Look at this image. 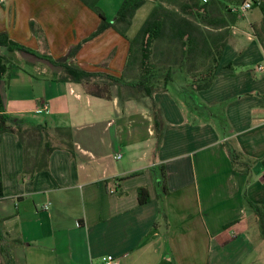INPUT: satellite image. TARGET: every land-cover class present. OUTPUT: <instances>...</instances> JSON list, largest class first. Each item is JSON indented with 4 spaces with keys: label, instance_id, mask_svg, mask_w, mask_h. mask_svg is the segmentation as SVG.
<instances>
[{
    "label": "crops",
    "instance_id": "crops-1",
    "mask_svg": "<svg viewBox=\"0 0 264 264\" xmlns=\"http://www.w3.org/2000/svg\"><path fill=\"white\" fill-rule=\"evenodd\" d=\"M123 1L111 19L101 8L109 22ZM229 1L217 0L209 9L216 28L200 24L202 48L224 44L211 87L198 93L209 107L226 104L224 129L217 119L190 120L181 88L190 86L192 74L206 72L214 56L207 60L199 52L192 58L178 44L179 32L156 43L150 63L154 87L164 88L169 74L168 92L152 99L133 89L142 76V51L129 66V41L159 0L142 6L147 11L140 23L142 7L137 10L127 38L108 29L77 54L75 66L85 72L117 78L126 72L122 84L110 89L60 83L59 67L0 46L11 65L0 86L5 112L25 126L70 128L75 148L73 156L59 146L48 169L29 179L23 178L19 138L0 136V250L9 251L14 264H104L107 258L119 264H264V240L246 204L264 205L263 10L256 6L237 16L226 11L233 7ZM162 5L180 13L190 4ZM31 22L43 31L46 47L32 34ZM100 24L80 0L0 4V33L53 60L66 57ZM153 102L160 111V141ZM228 145L239 155L236 163ZM159 166L168 189L161 200L151 173ZM142 187L151 198L146 205L138 200Z\"/></svg>",
    "mask_w": 264,
    "mask_h": 264
},
{
    "label": "trees",
    "instance_id": "trees-1",
    "mask_svg": "<svg viewBox=\"0 0 264 264\" xmlns=\"http://www.w3.org/2000/svg\"><path fill=\"white\" fill-rule=\"evenodd\" d=\"M89 9L95 12L101 19V24L97 31L92 34L88 39L72 48L66 57L60 60H53L50 55L43 53L40 54L30 48H27L21 44H18L11 40L7 33H0V46L5 47L9 52H22L35 56L41 60L47 61L53 66L61 69V76L58 80L60 83H74L77 85L91 86L99 89V86H107L111 88L113 86H120L123 81V77H114L105 74H93L85 72L75 66L76 56L81 50L82 46L103 34L108 29H114L124 38L126 37V29L131 25L135 13L140 9L148 0H124L119 8L116 19L113 22H109L102 10L97 6L100 0H80ZM159 6H156L151 12L149 17L144 22L137 36L129 41V54L128 61L129 66L132 59L136 56V51L140 49L142 51V59L140 60V70L142 76L139 77L137 83L133 86V89L137 94H141L145 97L153 96L158 92H168L167 80L169 74L164 75V88L159 89L154 87V81L157 78V74L152 72L150 63L152 61L153 49L156 47V43L162 41L165 35L169 32H179L178 44L182 50H187V53L194 58L199 52H202L208 60V55H212L209 69L202 74H192L190 77V86L181 88L182 95L186 101L189 114L191 115L192 122L193 117H198L203 120L217 119L224 129L227 120L225 117L226 104H220L217 107H209L204 104L198 93L200 91L207 90L211 87L215 79V69L218 66L220 55L222 53L223 45L213 44L212 49L207 46L202 48V42L200 38L201 25H206L210 28H216L218 23L210 16L209 9L217 0H210L206 5H201L198 0H188L189 7L180 10V13L171 12L166 9L162 4H169L171 0H159ZM229 1V0H228ZM245 0H232L229 1L233 6L241 5ZM259 7L263 10L264 21V0L255 2L254 7ZM228 13H232L228 5L225 6ZM237 15V14H236ZM188 17L193 21L181 20L182 17ZM238 16V15H237ZM174 18H178L181 22L173 21ZM177 23V24H176ZM201 24V25H200ZM32 34L36 36L44 45L47 46V42L41 28L35 23H30ZM145 63V67L144 66ZM147 63V65H146ZM149 64V65H148ZM127 66V69L129 68ZM10 62L0 55V86L10 69ZM143 69V70H142ZM150 87V88H149ZM152 111L156 120L157 140L160 141L162 135V127L160 125V111L158 106L153 102ZM219 124V125H220ZM3 134L16 135L21 144L24 147L25 154V169L23 178H33L36 173L46 171L49 167V159L51 154L60 147H64L71 155H75L74 140L72 130L70 128H50L47 125H32L25 126V122L22 119L13 117L5 112L4 103L0 92V136ZM59 142L55 146L54 144ZM229 156L233 163H236L239 155L231 147L226 146ZM153 179L158 184V199L161 200L163 196L168 194L166 188V172L164 166L153 168L151 170ZM138 200L140 205H146L150 202L149 190L146 187L138 189ZM246 204L249 210L253 213L252 219H254L257 228L260 232L261 239L264 240V205H256L249 200H246ZM162 210V209H161ZM163 213V211H162ZM235 225L229 224L227 227ZM0 254L3 258V264H14V259L9 251L0 250Z\"/></svg>",
    "mask_w": 264,
    "mask_h": 264
},
{
    "label": "built area",
    "instance_id": "built-area-1",
    "mask_svg": "<svg viewBox=\"0 0 264 264\" xmlns=\"http://www.w3.org/2000/svg\"><path fill=\"white\" fill-rule=\"evenodd\" d=\"M9 0H0V4H5ZM201 5H206L210 2V0H198ZM261 0H245L241 5L233 6L230 8L231 12L234 14H237L238 16H244L246 15L252 8L254 7L255 2H260ZM260 71L264 70V67H259ZM120 158V156H119ZM48 209V207H46ZM104 264H119L118 260L115 259H105Z\"/></svg>",
    "mask_w": 264,
    "mask_h": 264
},
{
    "label": "rangeland",
    "instance_id": "rangeland-1",
    "mask_svg": "<svg viewBox=\"0 0 264 264\" xmlns=\"http://www.w3.org/2000/svg\"><path fill=\"white\" fill-rule=\"evenodd\" d=\"M121 0H104L102 2V4H100V2L97 4V6L101 9H103L106 13V16L108 19H111L116 11V9L119 6ZM145 11H147V7H142L138 13H137V19H136V23H140L142 17L144 16ZM257 234L258 237L260 236V232L257 228Z\"/></svg>",
    "mask_w": 264,
    "mask_h": 264
}]
</instances>
